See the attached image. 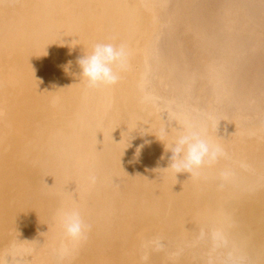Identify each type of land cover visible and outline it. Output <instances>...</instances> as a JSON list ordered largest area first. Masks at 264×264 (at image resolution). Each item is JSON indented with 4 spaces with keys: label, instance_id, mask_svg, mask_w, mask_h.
<instances>
[{
    "label": "bare ground",
    "instance_id": "1",
    "mask_svg": "<svg viewBox=\"0 0 264 264\" xmlns=\"http://www.w3.org/2000/svg\"><path fill=\"white\" fill-rule=\"evenodd\" d=\"M100 42L129 67L91 90ZM179 123L227 157L163 169ZM61 207L90 226L63 260ZM14 241L26 264H264V0H0L3 264Z\"/></svg>",
    "mask_w": 264,
    "mask_h": 264
},
{
    "label": "clouds",
    "instance_id": "2",
    "mask_svg": "<svg viewBox=\"0 0 264 264\" xmlns=\"http://www.w3.org/2000/svg\"><path fill=\"white\" fill-rule=\"evenodd\" d=\"M130 52L126 43H96L91 51H85L78 57L77 63L81 69L80 78L86 82L87 89H109L121 79V74L129 67ZM181 129L173 138L166 149L171 152L169 165L163 169H170L178 173H190V177H200L205 168H211L221 158H226L228 153L223 145L213 141L206 130L194 127L189 123H179ZM162 135H167V130H162ZM161 140V139H160ZM226 177L227 173H221ZM95 182V177H90ZM55 221L63 229L64 236L71 244L69 248L61 244L57 250L58 257L63 260L70 252L87 239L90 226L85 223L78 209L61 207L55 214ZM20 240V239H19ZM22 242V240H20ZM156 250L163 245L155 242ZM4 259L8 264H26L30 250L20 242H12L5 251ZM147 260L145 255L142 257ZM0 264L3 261L0 260Z\"/></svg>",
    "mask_w": 264,
    "mask_h": 264
}]
</instances>
